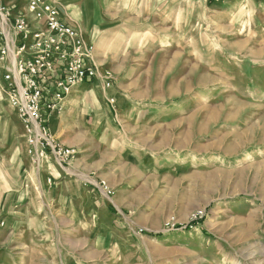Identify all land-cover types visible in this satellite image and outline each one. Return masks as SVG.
<instances>
[{
  "label": "rangeland",
  "instance_id": "rangeland-1",
  "mask_svg": "<svg viewBox=\"0 0 264 264\" xmlns=\"http://www.w3.org/2000/svg\"><path fill=\"white\" fill-rule=\"evenodd\" d=\"M146 3L100 31L96 114L50 128L62 204L0 113V264H264V0Z\"/></svg>",
  "mask_w": 264,
  "mask_h": 264
},
{
  "label": "built area",
  "instance_id": "built-area-1",
  "mask_svg": "<svg viewBox=\"0 0 264 264\" xmlns=\"http://www.w3.org/2000/svg\"><path fill=\"white\" fill-rule=\"evenodd\" d=\"M59 2L23 0L18 14L0 7V101L16 111L36 162L47 152L68 160L71 152L50 136L47 115L62 112L75 87L100 78L87 63L92 47L60 19ZM50 79L53 88H45ZM102 79L111 85L108 76Z\"/></svg>",
  "mask_w": 264,
  "mask_h": 264
},
{
  "label": "crops",
  "instance_id": "crops-1",
  "mask_svg": "<svg viewBox=\"0 0 264 264\" xmlns=\"http://www.w3.org/2000/svg\"><path fill=\"white\" fill-rule=\"evenodd\" d=\"M5 1H10V4L12 2L21 1L23 5V0ZM132 1L133 0H130L128 3L132 4ZM173 1L175 2V0H170V4ZM110 2H105V0H60L58 9L60 19L77 31L83 41L92 47V57L90 62L88 61L87 63L92 64L96 67L97 71L100 70L101 72L111 71L108 70L109 68L107 66L100 68L98 65L110 62L115 58V54H109V51L106 53L105 47L108 39L101 38L100 31H120L124 27H130V25H124L127 24V21L139 24L140 17L145 14L147 5L146 0L136 2V6L134 7H131V4L126 5L122 0H112V4ZM97 82L98 80H94L75 87L65 99L63 111L60 113H49L47 115V127L49 132L50 128H58L59 132L61 131L65 134L76 133L78 129L76 130L74 127L75 124L84 122L82 119L88 110L94 111V114H96L95 112L99 108V101L102 98L98 92ZM46 87H50V89L53 88V79H50L45 88ZM106 96L111 95L106 92L105 98ZM104 110L106 111V108ZM2 111H4V113H2ZM0 113L4 116L3 119H5L6 123L9 122L10 124L20 127L23 132L21 137L24 138V130L17 113L5 100L0 102ZM87 115L91 116L92 114L88 113L86 116ZM24 141L28 144L26 140ZM28 153H30L29 148ZM37 167L39 169H27V172H31L32 174L31 181L34 183L36 182L38 187H42V189H48L49 194L47 196L49 197L47 198H50L52 193L56 194L58 198L53 202L62 204V200L59 199V194L61 192L60 186L63 185L62 176L65 175L64 169H55V166L50 165L46 156L38 158ZM19 170L20 172L22 171V169Z\"/></svg>",
  "mask_w": 264,
  "mask_h": 264
},
{
  "label": "bare ground",
  "instance_id": "bare-ground-1",
  "mask_svg": "<svg viewBox=\"0 0 264 264\" xmlns=\"http://www.w3.org/2000/svg\"><path fill=\"white\" fill-rule=\"evenodd\" d=\"M165 42L168 43L169 41L166 40ZM173 171H174V170H173Z\"/></svg>",
  "mask_w": 264,
  "mask_h": 264
}]
</instances>
